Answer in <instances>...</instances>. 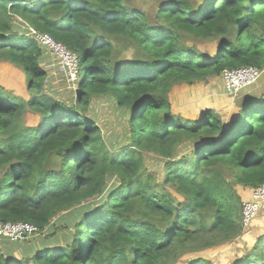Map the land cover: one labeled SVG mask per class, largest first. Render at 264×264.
<instances>
[{
	"label": "trees",
	"instance_id": "obj_1",
	"mask_svg": "<svg viewBox=\"0 0 264 264\" xmlns=\"http://www.w3.org/2000/svg\"><path fill=\"white\" fill-rule=\"evenodd\" d=\"M156 7L0 0V63L21 68L29 91L25 98L0 85V223L61 230L55 249L26 246L20 256L23 240L0 237V264H179L244 232L237 185L264 184V87L242 89L227 118L214 109L198 119L178 116L169 93L176 84L222 79L226 68L264 71V0ZM27 25L80 56L74 103L47 91V48ZM116 41L138 57L114 60ZM209 43L213 55L202 49ZM97 97L121 109L119 151L87 115ZM145 153L159 158L152 173ZM185 264L216 263L193 256ZM231 264H264V233Z\"/></svg>",
	"mask_w": 264,
	"mask_h": 264
},
{
	"label": "rangeland",
	"instance_id": "obj_2",
	"mask_svg": "<svg viewBox=\"0 0 264 264\" xmlns=\"http://www.w3.org/2000/svg\"><path fill=\"white\" fill-rule=\"evenodd\" d=\"M161 1L163 0H136L137 4L149 11L154 10L156 5L158 6ZM27 29H31V27L27 25L26 31ZM29 32L30 30H28L27 34ZM115 44L117 51L114 55V60L119 63L124 64L127 61L134 60L138 57L135 47L120 41H116ZM202 49L210 52L212 55L215 53L213 44L211 43L203 44ZM46 58L47 59L43 62V65L46 66L49 72L46 81L47 91L61 101H66L70 104L72 102L74 103L79 91L80 76H78L76 82L69 81L58 68L59 60L50 49H47ZM263 76L264 71L261 77L254 83L255 85H258L259 88L264 87ZM0 85L21 97H29L24 72L14 64L9 62L0 63ZM242 91L243 90L237 95H231L226 91L223 79L216 77L208 82H197L192 85L186 83L176 84L169 93V99L172 102L174 112H176L178 116L198 119L206 110L214 109L217 113L223 114L225 115V118H227L228 115H231L234 108L237 107V100L246 90ZM241 92L242 94L239 96ZM87 115L94 119L99 125L104 138L111 147L114 148L115 146V150L119 151L124 146L123 129L118 122L122 113L114 99L111 97L94 98ZM38 121V114L32 113L27 115L28 124L34 125L37 124ZM145 157L149 171L151 173L154 172L159 158L153 153H145ZM238 186L241 185L238 184L237 187ZM237 189L239 194H242L243 191L241 188ZM243 193H245V191ZM57 223L60 225L62 223L61 219H59ZM251 226V228H244V232L234 241L218 244L214 247L199 251L194 255H185L182 262H179V264H185V262L193 256L213 258L216 264H231L232 260L244 256L246 249L253 247L258 237L263 234L260 233V231H264V214H262V210L254 220V224ZM253 227L258 230H254ZM54 229L55 228L51 226L46 232L37 233L28 239L17 243L21 247L15 249L17 256L21 255L20 251L26 246L31 247L35 245L38 248L36 251H38L43 244L48 243V245H51L53 248L57 245L56 236L60 234L61 231L60 227H58L57 235H53L52 231ZM58 237H60V235H58Z\"/></svg>",
	"mask_w": 264,
	"mask_h": 264
},
{
	"label": "built area",
	"instance_id": "obj_3",
	"mask_svg": "<svg viewBox=\"0 0 264 264\" xmlns=\"http://www.w3.org/2000/svg\"><path fill=\"white\" fill-rule=\"evenodd\" d=\"M39 44L43 45L58 58V68L71 82H76L80 73V56L70 50L65 44L57 42L50 34L31 28L30 34ZM257 66H244L240 68H226L222 72L224 87L231 95H237L242 89L253 85L262 75ZM75 80V81H74ZM264 207V184L252 192L250 199L242 203V223L247 228L253 225L254 220ZM39 233L36 225L30 222L18 221L0 223V236L13 241L24 240Z\"/></svg>",
	"mask_w": 264,
	"mask_h": 264
},
{
	"label": "crops",
	"instance_id": "obj_4",
	"mask_svg": "<svg viewBox=\"0 0 264 264\" xmlns=\"http://www.w3.org/2000/svg\"><path fill=\"white\" fill-rule=\"evenodd\" d=\"M237 188H241V190L244 192L245 191V193H243L242 192V197H243V200H245V199H250L251 197H252V190L251 189H246V188H244L243 186H238ZM262 214H264V207L262 208ZM254 224V223H253ZM254 228V227H253ZM254 230H258V229H256V228H254ZM264 230V229H263ZM260 233H264V231L263 232H261L260 231Z\"/></svg>",
	"mask_w": 264,
	"mask_h": 264
},
{
	"label": "clouds",
	"instance_id": "obj_5",
	"mask_svg": "<svg viewBox=\"0 0 264 264\" xmlns=\"http://www.w3.org/2000/svg\"><path fill=\"white\" fill-rule=\"evenodd\" d=\"M263 73V72H262ZM262 210V209H261ZM40 233V232H39Z\"/></svg>",
	"mask_w": 264,
	"mask_h": 264
}]
</instances>
